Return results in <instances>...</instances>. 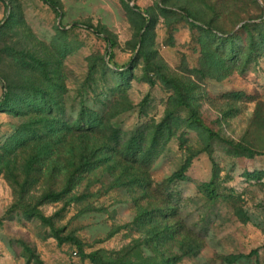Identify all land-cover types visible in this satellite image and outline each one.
Here are the masks:
<instances>
[{
	"label": "rangeland",
	"instance_id": "obj_1",
	"mask_svg": "<svg viewBox=\"0 0 264 264\" xmlns=\"http://www.w3.org/2000/svg\"><path fill=\"white\" fill-rule=\"evenodd\" d=\"M0 264H264V0H0Z\"/></svg>",
	"mask_w": 264,
	"mask_h": 264
},
{
	"label": "trees",
	"instance_id": "obj_2",
	"mask_svg": "<svg viewBox=\"0 0 264 264\" xmlns=\"http://www.w3.org/2000/svg\"><path fill=\"white\" fill-rule=\"evenodd\" d=\"M76 127V126H75ZM163 128L162 124H159L156 129V133L152 135L151 141L148 146L144 149L143 143L144 139L141 136L139 138L123 139L115 138V145L110 143L111 139L105 137L104 135L98 139L95 135L92 137V145L90 146V141L84 139L87 136V130L82 127H76L73 129L71 125H65L64 131H69V144L67 146V154L70 156L71 163L74 168H78L85 162L91 163L96 159L101 158V154H98L101 150L105 149L111 152V157L116 158V160H125L129 165L128 167H134L139 172H142L145 176L148 175V167L153 161V159L158 155L161 150H158L157 144L160 138V131ZM64 134H66L64 132ZM90 136V135H88ZM65 136H63L64 138ZM97 164V163H96ZM137 164V165H134ZM95 166L93 163L91 164ZM91 166V167H92Z\"/></svg>",
	"mask_w": 264,
	"mask_h": 264
}]
</instances>
